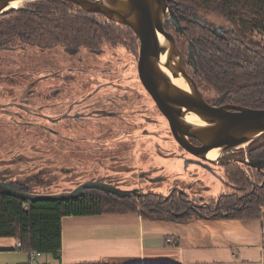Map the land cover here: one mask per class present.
I'll return each instance as SVG.
<instances>
[{
  "label": "trees",
  "instance_id": "16d2710c",
  "mask_svg": "<svg viewBox=\"0 0 264 264\" xmlns=\"http://www.w3.org/2000/svg\"><path fill=\"white\" fill-rule=\"evenodd\" d=\"M167 1L184 25L183 35L174 33L178 46L183 50L191 41L197 49L194 79L213 89L221 97L214 99L219 103L264 108V43L253 37L255 32L264 35V0ZM183 16H198L220 25L224 36L213 33L205 25L184 20ZM164 26L174 32L170 23ZM55 46L84 48L95 53L103 48L123 46L137 56L139 40L130 27L64 0H31L0 15V49ZM248 149L251 157H264V132L249 143ZM244 166L235 162L225 166V179L229 183L224 187L226 193L212 202L217 209L184 214L180 211L187 205L180 197L165 200L155 193L120 198L99 189H86L73 199L37 201H23L0 193V237L16 238L21 244L19 249L28 254L35 251L59 258L61 218L68 215L135 212L144 219L181 223L197 218L264 219V212L257 207L234 208L238 205L237 193H227L230 192L227 186L239 193L246 186L251 188ZM251 169L249 178L254 184L259 183L261 173ZM257 190L264 192V186Z\"/></svg>",
  "mask_w": 264,
  "mask_h": 264
},
{
  "label": "flooded vegetation",
  "instance_id": "af4514ba",
  "mask_svg": "<svg viewBox=\"0 0 264 264\" xmlns=\"http://www.w3.org/2000/svg\"><path fill=\"white\" fill-rule=\"evenodd\" d=\"M183 18L184 20H188L187 16H183ZM202 20L203 24L211 31L216 30L221 36H224V28L222 26L211 23L205 18H202ZM171 33L181 52L184 70L195 82L202 94L200 87L203 84L201 85L194 79L196 66H194L191 60V56H194V51L197 49H195L191 41H188L184 53L178 46L177 37L174 34L178 32L174 31ZM4 51H8V49H0V62L4 58L2 56ZM133 65L137 66L135 63H132ZM26 73L27 71H22L21 69L7 71L1 65L0 81L8 83L10 80H19L14 85L16 86V90L19 91V94L5 102H0V115L8 114L10 119L8 121L13 124V129L18 133L34 137L35 142L32 144L31 141L25 151H23L25 148L20 146L19 150L10 147L3 154L0 153V181L10 183L18 191L39 193L63 192L71 190L86 181H101L113 184L122 189L133 188L136 190V193L132 195L138 197L148 195V193L161 194L165 200L180 197L187 205L185 209L180 211L181 214L189 211L197 212L201 209H217V205H212L213 201L217 202V197L204 198L199 191L202 187L192 189L191 184L185 185L183 183L181 186L177 183V180H172L173 182L167 185L166 193L151 190L148 187V182L166 181L168 176L157 175L158 178L155 181H151L152 176H150V172L152 170L158 171L160 168L151 167L146 170L139 169L137 171L136 167L130 166L128 163L126 153L123 156L120 155L121 148L125 150L127 144L120 146L112 142L104 141V137L107 135V138L110 137L111 140L116 139V136L119 134L116 131L119 132L121 130L124 133H128L131 127V119L135 117L134 114L136 113L140 116L143 115L148 120L156 122L157 120L152 116L146 117L144 115L150 114L157 115L165 122L167 132L174 141V144H171V148L162 149L164 150V156L182 158L187 162L199 165L207 170H213L215 166H218L222 169L221 179L224 186L229 183L225 179V166L232 162L245 165V176L251 183V188L246 186L239 193L232 186H227L226 189L230 190L227 193H237L238 205L234 206V208L239 210L245 207H257L264 212V192L257 190H261L264 186V167L256 169L239 161H234L233 159L264 158L250 156L248 149L250 142L246 144L245 148L237 147L232 150H224L223 147H216L212 153L213 155L209 154L208 156L206 154V158L202 159L191 154L176 141L171 132L167 117L141 82L145 94L139 96L130 97L115 94L113 96L103 95L84 98H53L57 93V90H54L53 93H50L49 98H29L33 93L36 94L34 86L41 80V77L52 74L56 76L58 74H56L57 71L55 70L47 72L42 74V76H37L34 79V83H30L31 80L25 81L24 79V75H27ZM62 78L64 77L62 76ZM188 86L189 89H192L193 85L190 83ZM214 94L215 96L211 100H208L203 94L202 96L209 104L214 106L229 104L219 103L214 100L215 98H221L215 91ZM149 108H151V111ZM172 112L176 114L181 112L185 116L189 113L184 107L177 105L173 106ZM104 118L111 120L114 124L118 123L126 127H117L116 124V126L105 130L102 126ZM61 123L63 124L60 125ZM189 141L193 146H201V143L194 138H189ZM59 150H64L67 154L64 151L59 152ZM219 150L220 152H218ZM239 151H241V155H239ZM65 157H68V159L63 160ZM210 160H213V162ZM251 168L261 173L262 180L259 183L254 184V181L249 178ZM53 183H68L70 186L63 188V191L62 189H49L48 187ZM43 184H47L48 187H44ZM133 184L135 185L131 186ZM224 193H226V190L221 194Z\"/></svg>",
  "mask_w": 264,
  "mask_h": 264
},
{
  "label": "rangeland",
  "instance_id": "374dc122",
  "mask_svg": "<svg viewBox=\"0 0 264 264\" xmlns=\"http://www.w3.org/2000/svg\"><path fill=\"white\" fill-rule=\"evenodd\" d=\"M253 37L264 43L263 34L255 32ZM183 51L185 53L186 47ZM2 56L4 58L0 64L3 69L27 71L24 79L25 81L31 80L30 83H34L37 76L57 71L58 75L56 76L52 74L41 77V80L34 86L36 94L33 93L29 98H49L50 93H53L54 90H57V93L53 98H84L115 94L132 97L145 94L137 77V68L132 66V63L136 65L137 56L127 51L123 46L103 48L98 53L84 48L72 50L55 46L42 50H8L4 51ZM18 81L16 79L10 80L8 83L0 81V102H5L19 94L14 86ZM200 90L208 100L215 96L214 90L205 84L200 87ZM149 110L151 111V108ZM134 115L128 133L121 130L116 131L117 134L119 133L116 139L111 140L110 137L107 138V135L104 137V141L120 146L127 144L125 150L121 148L120 155L123 156L126 153L128 163L130 166L136 167L137 171L151 167L160 168L158 171L150 172L151 179L158 178L157 175L168 176L166 181L148 182V187L151 190L166 193L167 185L171 184L172 180H177L181 186L183 183L191 184L192 189L202 187L199 191L204 198L218 197L225 190L221 179L222 169L218 166H215L213 170H207L182 158L164 156L162 149L171 148L174 141L167 132L165 122L160 117L144 114L146 117L152 116L157 120L155 122L146 119L143 115L140 116L137 113ZM104 119L102 126L105 130L116 126V124L117 127H126L116 122L114 124L107 118ZM8 120H10L8 114L0 115V153L3 154L10 147L19 150L21 146L25 148L23 151L27 150L31 141L32 144L35 142L34 137L18 133ZM240 147L245 148L246 144ZM62 151L59 150V152ZM65 153L67 154V152ZM64 159H68V157ZM69 186L68 183H53L50 187H46L63 191V188Z\"/></svg>",
  "mask_w": 264,
  "mask_h": 264
},
{
  "label": "water",
  "instance_id": "95a60500",
  "mask_svg": "<svg viewBox=\"0 0 264 264\" xmlns=\"http://www.w3.org/2000/svg\"><path fill=\"white\" fill-rule=\"evenodd\" d=\"M13 1L0 0V15L19 7L10 6ZM27 1L31 0H25L23 3ZM64 1L77 4L86 11L103 14L106 18L133 30L139 40L136 61L138 78L167 117L173 137L191 154L203 159L212 148L223 147L224 150H232L248 144L264 132V108L230 103L214 106L203 98L195 82L184 70L182 55L173 34L164 29V22H168L175 32L184 34V26L167 0ZM187 19L204 26L202 18L198 16ZM212 31L221 36L216 30ZM158 36L164 39L163 45L158 42ZM161 54L167 55L163 64L160 63ZM191 60L195 66L194 56H191ZM179 77H183L188 85L191 83L192 89L182 90L170 84L169 80ZM162 79H166V82H161ZM174 105L184 107L187 112H195L204 124L195 125L185 121L186 116L181 112H172ZM189 138L198 140L201 146H193ZM233 159L256 169L264 167V158ZM86 189H99L120 198L136 193L135 189H122L101 181H86L71 190L56 193L18 191L10 183L0 181V193L23 201L68 200L81 196Z\"/></svg>",
  "mask_w": 264,
  "mask_h": 264
},
{
  "label": "crops",
  "instance_id": "0c3cea01",
  "mask_svg": "<svg viewBox=\"0 0 264 264\" xmlns=\"http://www.w3.org/2000/svg\"><path fill=\"white\" fill-rule=\"evenodd\" d=\"M115 217V218H113ZM264 219L197 218L185 223L138 213L61 218L59 258L30 259L0 237V264H264Z\"/></svg>",
  "mask_w": 264,
  "mask_h": 264
},
{
  "label": "bare ground",
  "instance_id": "6f19581e",
  "mask_svg": "<svg viewBox=\"0 0 264 264\" xmlns=\"http://www.w3.org/2000/svg\"><path fill=\"white\" fill-rule=\"evenodd\" d=\"M25 0H14L10 6H19L21 3H23ZM158 42L160 44H164V39L161 36H158ZM167 55L161 54L160 55V63L163 64L166 60ZM166 79H162L161 82L165 83ZM170 84L176 86L179 89L182 90H190L188 84L185 82L183 77L175 78L172 80H169ZM168 82V81H167ZM185 121L195 124V125H201L204 124L203 121L200 119V117L193 111H190L188 115L184 118ZM215 148L210 149L206 154H212ZM220 152V150H219ZM213 155V154H212Z\"/></svg>",
  "mask_w": 264,
  "mask_h": 264
},
{
  "label": "built area",
  "instance_id": "2783aa9c",
  "mask_svg": "<svg viewBox=\"0 0 264 264\" xmlns=\"http://www.w3.org/2000/svg\"><path fill=\"white\" fill-rule=\"evenodd\" d=\"M18 248H20V246H21V244H20V242L18 241ZM41 255V253L40 252H35V251H31V252H29V256H30V259L31 260H34V258L35 257H38V256H40Z\"/></svg>",
  "mask_w": 264,
  "mask_h": 264
}]
</instances>
